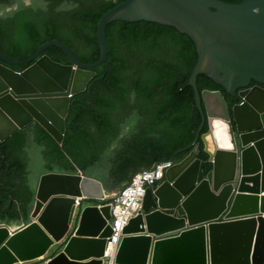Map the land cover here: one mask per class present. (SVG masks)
Returning <instances> with one entry per match:
<instances>
[{
    "label": "water",
    "instance_id": "obj_1",
    "mask_svg": "<svg viewBox=\"0 0 264 264\" xmlns=\"http://www.w3.org/2000/svg\"><path fill=\"white\" fill-rule=\"evenodd\" d=\"M142 21L174 26L194 40L189 84L202 120L191 153L159 187H146L114 264H264V0H125L100 20V58L92 64L56 41L22 61L0 53V142L36 122L61 147L70 98L87 90L94 68L108 64V25ZM48 47L71 64L41 55ZM27 63L21 71L8 67ZM200 74L238 103L228 105L219 91L201 95ZM199 138L207 162L199 158ZM108 201L103 183L81 171L41 174L29 222L0 224V264H102L112 235Z\"/></svg>",
    "mask_w": 264,
    "mask_h": 264
},
{
    "label": "trees",
    "instance_id": "obj_2",
    "mask_svg": "<svg viewBox=\"0 0 264 264\" xmlns=\"http://www.w3.org/2000/svg\"><path fill=\"white\" fill-rule=\"evenodd\" d=\"M124 1L0 0V53L22 61L56 41L80 61L95 63L100 20ZM106 34L108 64L94 68L87 90L70 98L62 146L36 122L0 142V224L29 222L41 174L81 171L112 194L134 173L157 162L180 163L193 150L188 147L202 120L189 84L198 60L194 40L174 26L145 21L114 22ZM41 55L71 64L58 47ZM30 64L8 67L21 71ZM197 86L201 95L219 91L228 105L238 102L205 74L198 75ZM208 130L206 122L200 135ZM197 143L199 158L207 162L201 138ZM211 170L207 163L204 172Z\"/></svg>",
    "mask_w": 264,
    "mask_h": 264
},
{
    "label": "built area",
    "instance_id": "obj_3",
    "mask_svg": "<svg viewBox=\"0 0 264 264\" xmlns=\"http://www.w3.org/2000/svg\"><path fill=\"white\" fill-rule=\"evenodd\" d=\"M155 165V164H154ZM150 169L134 173L131 180L119 191L113 193L110 202L112 220V235L107 238V247L102 264H114L115 256L123 237L124 229L129 225L132 218L142 210L146 187H159L165 178V172L173 166V162L164 161ZM80 203L76 199V206Z\"/></svg>",
    "mask_w": 264,
    "mask_h": 264
},
{
    "label": "clouds",
    "instance_id": "obj_4",
    "mask_svg": "<svg viewBox=\"0 0 264 264\" xmlns=\"http://www.w3.org/2000/svg\"><path fill=\"white\" fill-rule=\"evenodd\" d=\"M172 162V161H171ZM174 164V163H173ZM165 179V178H164ZM109 197L111 198V194H109ZM17 226V225H16Z\"/></svg>",
    "mask_w": 264,
    "mask_h": 264
},
{
    "label": "rangeland",
    "instance_id": "obj_5",
    "mask_svg": "<svg viewBox=\"0 0 264 264\" xmlns=\"http://www.w3.org/2000/svg\"><path fill=\"white\" fill-rule=\"evenodd\" d=\"M117 191H118V190H117ZM117 191H115V192H117ZM115 192H114V193H115Z\"/></svg>",
    "mask_w": 264,
    "mask_h": 264
},
{
    "label": "crops",
    "instance_id": "obj_6",
    "mask_svg": "<svg viewBox=\"0 0 264 264\" xmlns=\"http://www.w3.org/2000/svg\"><path fill=\"white\" fill-rule=\"evenodd\" d=\"M112 194H113V193H112ZM112 194H111V195H112Z\"/></svg>",
    "mask_w": 264,
    "mask_h": 264
},
{
    "label": "flooded vegetation",
    "instance_id": "obj_7",
    "mask_svg": "<svg viewBox=\"0 0 264 264\" xmlns=\"http://www.w3.org/2000/svg\"><path fill=\"white\" fill-rule=\"evenodd\" d=\"M254 85V84H253ZM238 103V102H237Z\"/></svg>",
    "mask_w": 264,
    "mask_h": 264
}]
</instances>
